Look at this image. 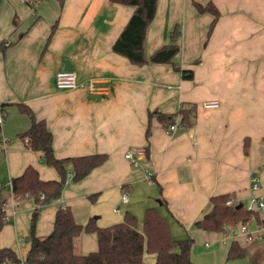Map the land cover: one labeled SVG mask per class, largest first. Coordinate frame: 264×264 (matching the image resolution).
Here are the masks:
<instances>
[{
	"label": "crops",
	"instance_id": "obj_1",
	"mask_svg": "<svg viewBox=\"0 0 264 264\" xmlns=\"http://www.w3.org/2000/svg\"><path fill=\"white\" fill-rule=\"evenodd\" d=\"M196 4H209L219 13L209 36L213 17L198 13ZM27 7L21 0H0V42L11 44L0 50V106L5 112L0 193L6 201L0 248L11 249L23 262L30 247L35 205L30 198L12 196L11 180L29 166L42 181L60 179L42 154L19 138L31 124L16 106L25 104L52 134L57 159L106 156L77 182L72 166H66L62 194L40 209L36 236L51 233L60 208L68 207L81 226L92 219L95 226L108 227L128 213L139 232L145 210L155 209L174 241L192 240L194 264H264V241H248L239 230L241 224L254 229L264 222V212L220 232L195 226L211 211L213 197L228 196L243 210L251 195L264 200V0H157L145 30L148 62L143 66L112 51L134 7L109 0H50L39 2L34 11ZM172 43L179 47L173 64L149 62L154 51ZM174 66L192 71V80H184ZM58 72L73 73L77 87L57 89ZM211 101L218 106L203 107ZM192 106V125L185 128L178 121L172 135H166L156 116L148 117ZM128 153L131 159L125 157ZM251 176L258 178L257 192L249 189ZM120 207L122 213H115ZM224 228L238 234H224ZM232 243L244 255L227 260ZM75 249L82 255L96 252V234L82 232ZM142 261L154 264L155 255L144 251Z\"/></svg>",
	"mask_w": 264,
	"mask_h": 264
},
{
	"label": "trees",
	"instance_id": "obj_2",
	"mask_svg": "<svg viewBox=\"0 0 264 264\" xmlns=\"http://www.w3.org/2000/svg\"><path fill=\"white\" fill-rule=\"evenodd\" d=\"M111 3L132 6L134 11L124 26L120 35L112 45L115 54L123 56L131 64L143 66L148 61L144 58L143 40L145 30L152 22L157 0H109ZM198 13L212 15L208 29V36L215 26L219 13L207 4L202 7L196 4ZM56 25L51 28L47 39L49 43ZM174 41L175 32L171 34ZM8 46L0 43V50H6ZM179 47L172 43L163 46L150 56L149 62L153 64H173ZM180 72L184 80H192L193 73L190 70H182L174 66ZM19 112L30 119V127L19 135L27 148L40 152L44 163L52 167L59 175L58 181H42L38 172L31 166L27 167L22 175L10 182L11 194L15 199L24 200L30 198L34 202L30 220V247L26 253L23 264H143L144 251L155 255L154 264H194L190 258L191 239L174 241L171 237L166 220L155 210L147 209L143 215L142 232L136 229V220L125 213L123 221L108 227H97L92 219L85 226L78 225L68 207L60 208L55 215L53 229L45 237L35 235V225L40 209L51 201L60 198L67 178V165L72 166L74 182L85 178L89 172L105 162V155H87L73 158L57 159L52 150V134L47 129L43 120H37L30 107L25 104L16 105ZM195 107L188 109L181 107L176 114L164 115L158 112L149 113L148 117L156 116L165 128L174 123L175 118L185 128L192 125L195 118ZM5 118V115H4ZM27 139V141H26ZM1 190V189H0ZM228 196L211 198V211L200 221L195 223L196 228L220 232L225 225L234 226L245 223L251 214L242 208L236 210L235 206L225 205ZM93 196H90V200ZM5 199L0 193V231L5 223L3 205ZM84 233H95L98 249L87 255L79 254L75 249V239ZM244 252L236 244L232 243L227 254V260L242 257ZM20 264L15 253L8 248H0V264Z\"/></svg>",
	"mask_w": 264,
	"mask_h": 264
},
{
	"label": "built area",
	"instance_id": "obj_3",
	"mask_svg": "<svg viewBox=\"0 0 264 264\" xmlns=\"http://www.w3.org/2000/svg\"><path fill=\"white\" fill-rule=\"evenodd\" d=\"M21 1H22V3H24L28 7H30V9L32 11H34L35 6L43 0H21ZM0 43H3L4 46H8L10 44L7 41H2ZM55 84H56L57 89L63 90V91L64 90H72V89H75L77 87L76 77L71 72H58L55 76ZM91 87H92L91 84H89V88H91ZM217 106H218V104L215 101L203 103L204 108H215ZM4 115H5V112L2 109V107L0 106V126L3 123ZM177 124H178V119H176V122L174 124H172L166 128V130H165L166 135H172L177 128ZM26 141H27V139H26ZM125 157L127 159H131L132 158L131 153L126 154ZM134 165H135V162H134ZM8 186L10 187L11 185L8 184ZM249 189L252 192H257L260 189L258 178H256L255 176L250 177ZM121 200L123 203L127 202L128 193L126 191H124L122 193V199ZM225 205L228 207H233V206L237 205V203L231 198L225 202ZM4 207H5V204L3 205V208ZM245 211H247L251 214L252 219H256L257 214L264 212V200H263V198L261 196H258V195H251L249 198L248 205L245 207ZM114 212L118 213L119 210L115 209ZM254 227H255L254 229H249V227H247L246 224H241L239 230L242 233L246 234V239L248 241H251V240L264 241V222H262V221L258 222V223H256V225ZM231 230L233 231V233L238 234V231L233 230V229L229 230L227 228H224L223 233L224 234L230 233ZM232 235L234 236V234H232ZM20 264H23V262L20 261Z\"/></svg>",
	"mask_w": 264,
	"mask_h": 264
},
{
	"label": "rangeland",
	"instance_id": "obj_4",
	"mask_svg": "<svg viewBox=\"0 0 264 264\" xmlns=\"http://www.w3.org/2000/svg\"><path fill=\"white\" fill-rule=\"evenodd\" d=\"M43 1H50V0H43ZM27 9L30 10L29 7H27ZM30 11H31V10H30ZM214 27H215V26H214ZM214 27H213V29H214ZM212 31H213V30H212ZM50 33H51V32H50ZM211 33H212V32H211ZM49 35H50V34H49ZM119 211H120V213H122V212H121V211H122V207L119 208ZM113 213H114V212H113ZM114 214H115V213H114ZM115 215H116V214H115ZM121 222H122V221H121ZM104 227H107V226H104ZM102 228H103V227H102ZM259 243H260V242H259ZM232 260H234V259H232Z\"/></svg>",
	"mask_w": 264,
	"mask_h": 264
},
{
	"label": "water",
	"instance_id": "obj_5",
	"mask_svg": "<svg viewBox=\"0 0 264 264\" xmlns=\"http://www.w3.org/2000/svg\"><path fill=\"white\" fill-rule=\"evenodd\" d=\"M241 206H242L241 204H238V205L235 206V209L238 210V209L241 208Z\"/></svg>",
	"mask_w": 264,
	"mask_h": 264
}]
</instances>
